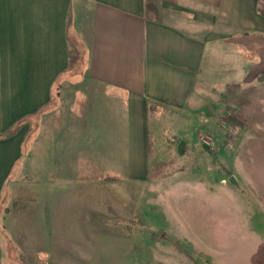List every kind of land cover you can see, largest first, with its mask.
<instances>
[{"label":"crops","instance_id":"1","mask_svg":"<svg viewBox=\"0 0 264 264\" xmlns=\"http://www.w3.org/2000/svg\"><path fill=\"white\" fill-rule=\"evenodd\" d=\"M258 3L0 0V264L13 210H19L15 220L28 227L47 221V209L34 208L28 176L20 173L37 160L22 161L27 142L36 154L61 148L64 164L125 162L137 177L147 162L149 114L195 110L215 76L212 70L204 74L211 62L228 73L235 51L244 58L251 50L259 63L248 80L264 73V16ZM217 92L223 98L228 91ZM97 152L105 155L103 162L95 159ZM80 173L60 176L88 180L80 181V200L55 198V211L70 221L88 210L83 201L89 202L91 182L96 188L95 179L109 177ZM27 202L33 203L29 212ZM95 257L113 259L110 264L138 259L132 252Z\"/></svg>","mask_w":264,"mask_h":264},{"label":"rangeland","instance_id":"2","mask_svg":"<svg viewBox=\"0 0 264 264\" xmlns=\"http://www.w3.org/2000/svg\"><path fill=\"white\" fill-rule=\"evenodd\" d=\"M258 12L264 16V0ZM248 51L244 58L235 51L228 73L213 62L205 67L206 76L216 72L195 110L149 114L147 162L137 177L125 162L64 164L61 148L36 154L27 142L22 161L37 160L20 173L28 176L34 208L47 209V221L28 227L15 220L19 210H13L4 264H110L113 259L96 254L118 252L138 256L121 264H264V78L248 80L259 63ZM222 86L228 91L223 98L217 92ZM226 107L236 108L247 121L245 129L224 121ZM100 158L103 162L105 155L97 152ZM82 170L109 177L95 179L96 188L91 182L89 202L83 201L88 210L70 221L55 211V198L76 203L79 184L87 179L60 176L70 171L81 176ZM32 208L27 202L24 209Z\"/></svg>","mask_w":264,"mask_h":264},{"label":"trees","instance_id":"3","mask_svg":"<svg viewBox=\"0 0 264 264\" xmlns=\"http://www.w3.org/2000/svg\"><path fill=\"white\" fill-rule=\"evenodd\" d=\"M258 79L264 78V73L259 74ZM230 109V108H229ZM228 109V115L223 117L224 121L228 123L232 128H240V129H245L247 127V121L244 120L240 114H238V111L236 108H231L230 110Z\"/></svg>","mask_w":264,"mask_h":264},{"label":"water","instance_id":"4","mask_svg":"<svg viewBox=\"0 0 264 264\" xmlns=\"http://www.w3.org/2000/svg\"><path fill=\"white\" fill-rule=\"evenodd\" d=\"M203 145H204L205 149L209 148V145L207 143H204ZM234 179L235 178L233 176L230 178L231 181H235Z\"/></svg>","mask_w":264,"mask_h":264},{"label":"built area","instance_id":"5","mask_svg":"<svg viewBox=\"0 0 264 264\" xmlns=\"http://www.w3.org/2000/svg\"><path fill=\"white\" fill-rule=\"evenodd\" d=\"M205 143H207V144L210 146V145L213 143V142H212V138H211V139H206V140H205ZM210 143H211V144H210Z\"/></svg>","mask_w":264,"mask_h":264}]
</instances>
